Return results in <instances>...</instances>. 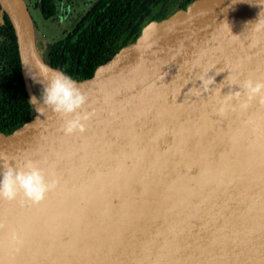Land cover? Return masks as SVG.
<instances>
[{"label": "water", "instance_id": "95a60500", "mask_svg": "<svg viewBox=\"0 0 264 264\" xmlns=\"http://www.w3.org/2000/svg\"><path fill=\"white\" fill-rule=\"evenodd\" d=\"M0 8L33 111L0 132V174L31 159L57 181L38 203L0 197V264H264V104L218 111L230 80L264 81V31L248 24L264 0H192L145 24L74 79L91 116L72 134L71 117L29 100L41 90L29 71L61 70L36 49L23 0Z\"/></svg>", "mask_w": 264, "mask_h": 264}, {"label": "flooded vegetation", "instance_id": "af4514ba", "mask_svg": "<svg viewBox=\"0 0 264 264\" xmlns=\"http://www.w3.org/2000/svg\"><path fill=\"white\" fill-rule=\"evenodd\" d=\"M191 1L135 0L133 5L128 6V4L132 3V0H34L32 9L28 8L25 2L24 4L33 21L36 49L42 55L46 53L47 47L55 41L68 39L72 36L77 43L79 41L77 38L79 30L87 27L90 34H93L91 36L99 37L96 43L99 47H104L100 52L101 56L104 57L112 48H117L115 51L117 52L121 47L127 45V43L124 45L119 44L139 24L141 29L145 24L154 21V17L168 15L182 10ZM104 3L106 7L102 8V4ZM114 4H121L117 8V14L114 16L107 15L115 9V7H110ZM127 11H129L130 17L127 16ZM87 14L88 16H86ZM97 19L104 21L98 22ZM3 25V15L2 11H0L1 41L3 38L1 34ZM47 34L50 35L47 36ZM73 51L74 63L77 64V48L73 47ZM1 56L4 58L3 54ZM57 63V66L54 67L64 72L62 64L60 62ZM99 64L102 63H89L82 68L81 72L92 73L94 68Z\"/></svg>", "mask_w": 264, "mask_h": 264}, {"label": "clouds", "instance_id": "9594fccd", "mask_svg": "<svg viewBox=\"0 0 264 264\" xmlns=\"http://www.w3.org/2000/svg\"><path fill=\"white\" fill-rule=\"evenodd\" d=\"M248 24H252L256 32L264 31V16L259 14L258 19ZM156 27L154 22L147 26L148 29ZM40 72L41 79L38 80L35 74L29 71L34 83L41 84L39 95H33L29 100L50 108L61 117H71L64 120L65 134H72L76 131L84 132L86 127L84 122L91 116L89 112L80 111L88 101L86 93L71 76L62 71L51 70L41 65ZM200 82L204 86V91H208L216 80L214 76L208 79L201 77ZM232 86H238V90L229 91L223 96L218 110L220 114L226 113L229 108L234 110L235 105L232 104L234 100L239 103L241 109H247L250 102L257 98L260 103L264 104V81L246 79L241 83L230 80L229 88L231 89ZM242 96L245 98L241 99ZM56 184L55 179H46L43 170L31 159H25L22 163L6 162L5 170L0 174V197L13 200L20 192H23L26 200L38 203L44 199L47 192L56 187Z\"/></svg>", "mask_w": 264, "mask_h": 264}, {"label": "trees", "instance_id": "16d2710c", "mask_svg": "<svg viewBox=\"0 0 264 264\" xmlns=\"http://www.w3.org/2000/svg\"><path fill=\"white\" fill-rule=\"evenodd\" d=\"M134 1L135 0H132V3L128 4V6L133 5ZM120 5L121 4L111 5L110 7H115V9L107 15L114 16L117 14V8ZM105 7L106 4H102V8ZM0 11H2L4 20L1 31L3 38L2 41L0 40V132L9 133L22 122L29 120L33 116V111L27 98L20 70L13 30L4 11L1 8ZM88 14L86 16H88ZM168 15L154 17V21H159ZM127 16H131L129 11H127ZM97 21L101 22L104 20L97 19ZM140 27L139 24L136 28H133V30L127 34L126 39L119 45L133 42L141 30ZM91 35L93 34H90L87 27H84L78 32L77 38L79 41L77 43L72 36L68 39L55 41L47 47L46 53L43 55L41 54L42 59L53 67L57 66V62H60L64 68V73L71 76L73 79L88 77L91 73L81 72L85 65L92 62L103 63V61L109 58L117 49L112 48L108 54L102 57L100 52L104 47H99L97 45L96 42L99 37H93ZM73 47L77 48V64L74 63ZM2 54L4 58H2Z\"/></svg>", "mask_w": 264, "mask_h": 264}, {"label": "rangeland", "instance_id": "374dc122", "mask_svg": "<svg viewBox=\"0 0 264 264\" xmlns=\"http://www.w3.org/2000/svg\"><path fill=\"white\" fill-rule=\"evenodd\" d=\"M33 1L34 0H24L23 2H25L27 4L28 8L32 9L31 7H32V4H33ZM32 23H33V21H32ZM33 27H34V25H33ZM48 35H50V34H47V36ZM34 90H35L36 93L38 92L36 89H34ZM37 95H39V93H37Z\"/></svg>", "mask_w": 264, "mask_h": 264}, {"label": "bare ground", "instance_id": "6f19581e", "mask_svg": "<svg viewBox=\"0 0 264 264\" xmlns=\"http://www.w3.org/2000/svg\"><path fill=\"white\" fill-rule=\"evenodd\" d=\"M29 82H30L31 84H33L34 86H36V88H40L39 85H38L39 83H34V81H32V80L29 81ZM42 106H43V105H40L39 107H42Z\"/></svg>", "mask_w": 264, "mask_h": 264}]
</instances>
